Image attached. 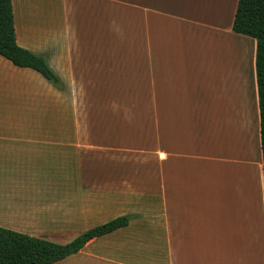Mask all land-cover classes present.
<instances>
[{
    "label": "crops",
    "instance_id": "0c3cea01",
    "mask_svg": "<svg viewBox=\"0 0 264 264\" xmlns=\"http://www.w3.org/2000/svg\"><path fill=\"white\" fill-rule=\"evenodd\" d=\"M11 1L17 43L57 82L0 55L3 106L35 112L0 120V226L66 243L128 217L51 264H264L256 40L231 29L237 0ZM131 72L145 114L62 115L63 92L124 91Z\"/></svg>",
    "mask_w": 264,
    "mask_h": 264
},
{
    "label": "trees",
    "instance_id": "16d2710c",
    "mask_svg": "<svg viewBox=\"0 0 264 264\" xmlns=\"http://www.w3.org/2000/svg\"><path fill=\"white\" fill-rule=\"evenodd\" d=\"M231 29L256 40L255 76L264 178V0H237ZM0 55L17 66L31 67L48 80L57 82L53 71L42 57L17 43L11 0H0ZM127 223V216H118L83 231L66 243L0 226V264H51L78 252L90 239Z\"/></svg>",
    "mask_w": 264,
    "mask_h": 264
},
{
    "label": "rangeland",
    "instance_id": "374dc122",
    "mask_svg": "<svg viewBox=\"0 0 264 264\" xmlns=\"http://www.w3.org/2000/svg\"><path fill=\"white\" fill-rule=\"evenodd\" d=\"M229 8V5H228ZM225 9V7H224ZM132 15V11H131ZM132 20V17L130 18ZM223 37L226 38L227 34H222ZM231 39V38H229ZM229 44L232 45V48L236 47L234 45V42L232 40H229ZM238 48H240V44L238 43ZM129 62V60H128ZM126 63V61H124ZM126 66V65H125ZM233 80V76L231 77ZM123 80H125V83H131L130 86H128L124 91H108V92H84V91H77L76 93H70V92H63V99L71 98L72 100H77V105H73L70 107H64L63 106V116H73L77 115L79 118L81 117H124L128 119H134L135 117H139L143 114H145V111H148V109H139L135 108L134 106V92L132 90V72L130 75H126L123 77ZM8 83H11V81H8ZM7 83V84H8ZM9 88V84H8ZM231 90L228 91V94L231 95L234 91H239L238 88H241V86H237L236 82L232 81ZM217 92L216 95L220 94L221 97L218 99H214L215 105L216 102L220 101V99H223V95L225 96V92ZM210 93L207 92V98L206 100H210ZM3 99L0 100V120L3 119V117L7 118L10 122H16L20 120H24L26 118H29L33 115H35V112L31 110V108L21 107L20 105H17L16 102H12L7 104V106H3ZM210 102V101H209ZM208 102V104H209ZM240 103V101H239ZM47 115H54V108L46 109ZM81 120H84L81 124V129L86 127V119L81 118ZM148 123H150V118L148 119ZM89 124L92 125L90 122ZM91 125L89 128H91ZM137 127L141 129V145L137 147L136 151L142 150L141 154L142 156L145 155V157L148 158V130L149 125L148 124H137ZM64 127V125H63ZM85 131H83L84 133ZM130 140V139H129ZM132 143V140H130ZM132 145V144H130ZM133 153V152H130ZM128 162V161H127ZM142 163H147L148 161H142Z\"/></svg>",
    "mask_w": 264,
    "mask_h": 264
},
{
    "label": "bare ground",
    "instance_id": "6f19581e",
    "mask_svg": "<svg viewBox=\"0 0 264 264\" xmlns=\"http://www.w3.org/2000/svg\"><path fill=\"white\" fill-rule=\"evenodd\" d=\"M214 2V1H213ZM212 12V11H211ZM209 16V15H208ZM212 16V15H211Z\"/></svg>",
    "mask_w": 264,
    "mask_h": 264
}]
</instances>
